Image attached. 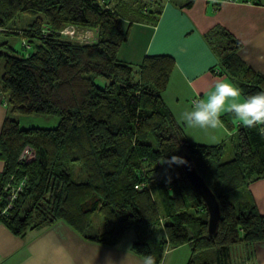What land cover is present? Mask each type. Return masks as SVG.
Returning <instances> with one entry per match:
<instances>
[{
  "label": "trees",
  "instance_id": "obj_1",
  "mask_svg": "<svg viewBox=\"0 0 264 264\" xmlns=\"http://www.w3.org/2000/svg\"><path fill=\"white\" fill-rule=\"evenodd\" d=\"M111 1L0 0V90L7 106L0 131V224L24 235L63 221L88 240L111 246L134 230L132 250L156 263L185 243L192 248L187 264H234L235 246L252 256L264 241V214L249 191L264 178V135L227 114L228 128H238L232 158H223L226 143L190 140L163 98L174 57L119 59L130 35L124 16L138 11ZM70 25L95 36L80 41L63 35ZM207 38L220 55V74L230 76L243 96L264 91V74L239 57L242 44L230 31L218 25ZM97 76L106 83L99 85ZM14 113L57 115L60 121L51 128H21ZM25 145L35 158L19 162ZM186 154L220 202L213 235L205 200L184 164L170 163Z\"/></svg>",
  "mask_w": 264,
  "mask_h": 264
},
{
  "label": "crops",
  "instance_id": "obj_2",
  "mask_svg": "<svg viewBox=\"0 0 264 264\" xmlns=\"http://www.w3.org/2000/svg\"><path fill=\"white\" fill-rule=\"evenodd\" d=\"M188 1L112 0V6L129 4L130 9L138 11L136 17H130L129 9V15H123L126 26L131 25L130 35L118 56L131 63H140L147 55L174 57L175 66L163 94L166 104L190 140L208 145L227 143L238 130H230L223 120L228 113L221 116L222 123L217 128L188 127L182 121V113L191 109L194 99L204 98L218 78L238 86L230 76L220 74V55L207 38L208 32L218 25L241 42L239 57L254 71L264 74V0H191L192 4L187 5ZM140 5H149V9H139ZM25 18L20 17V21L24 23ZM89 33L92 38L95 36L93 30ZM6 115L0 90V131ZM234 122L241 125L236 119ZM3 168L0 159V172ZM249 191L258 211L264 214V178L253 181ZM121 242L111 246L88 240L63 221L24 235H16L0 224V264H143L145 257L132 250L133 242ZM241 247V257L234 264H264V241L256 243L249 257ZM191 256V245L185 243L167 250L156 264H187Z\"/></svg>",
  "mask_w": 264,
  "mask_h": 264
},
{
  "label": "clouds",
  "instance_id": "obj_3",
  "mask_svg": "<svg viewBox=\"0 0 264 264\" xmlns=\"http://www.w3.org/2000/svg\"><path fill=\"white\" fill-rule=\"evenodd\" d=\"M231 114L243 127L258 129L264 135V91L242 98L234 83L218 78L202 99H194L191 109L182 113V121L188 127L217 128L221 116ZM170 163H187L182 157L173 156ZM143 264H156L155 258L146 256Z\"/></svg>",
  "mask_w": 264,
  "mask_h": 264
},
{
  "label": "rangeland",
  "instance_id": "obj_4",
  "mask_svg": "<svg viewBox=\"0 0 264 264\" xmlns=\"http://www.w3.org/2000/svg\"><path fill=\"white\" fill-rule=\"evenodd\" d=\"M90 34V33H89ZM92 38V37H90ZM83 41H87V38L82 39ZM11 42L13 44V47L16 50H20L21 48V40L20 38H17L16 36H14L11 39ZM123 47V46H122ZM132 46L129 44V46L127 47V50H131ZM127 50L125 52H127ZM124 53V52H122ZM122 55V54H121ZM119 59L121 60H126V59H122V57ZM2 65L3 62L1 61L0 63V72L2 70ZM96 82L99 85H104L106 83V79L104 77L101 76H97L96 77ZM243 95V94H242ZM12 117L18 122L19 126L21 128H27V127H41V128H51V127H55L59 124L60 121V117L57 115H49V114H43V113H32V114H23V113H14L12 114ZM227 148L224 154V160H228L230 158L233 157L234 154V145L232 144V140H228L227 141ZM136 239V233L134 230H130L126 233V235L123 238V241L121 243L123 244H129L131 242H133ZM242 251V247L241 246H235L233 248V256H234V260L235 262L239 261L241 255L240 252Z\"/></svg>",
  "mask_w": 264,
  "mask_h": 264
},
{
  "label": "water",
  "instance_id": "obj_5",
  "mask_svg": "<svg viewBox=\"0 0 264 264\" xmlns=\"http://www.w3.org/2000/svg\"><path fill=\"white\" fill-rule=\"evenodd\" d=\"M185 172L192 185L200 192L207 205L209 220L208 231L213 235L217 232L221 218V205L214 191L210 188L204 177L198 172L194 160L189 154L184 156Z\"/></svg>",
  "mask_w": 264,
  "mask_h": 264
},
{
  "label": "built area",
  "instance_id": "obj_6",
  "mask_svg": "<svg viewBox=\"0 0 264 264\" xmlns=\"http://www.w3.org/2000/svg\"><path fill=\"white\" fill-rule=\"evenodd\" d=\"M63 35L70 37L72 39H77L80 41H83L82 39L87 38L91 39L90 34H89V30L86 29H79L76 26L70 25L67 26L66 28H64L61 32ZM35 158V150L29 146V145H25L19 156H18V161L19 162H29L31 160H33ZM21 185H18L17 187L12 189V195H11V199L15 198L16 196V192L18 190H20Z\"/></svg>",
  "mask_w": 264,
  "mask_h": 264
}]
</instances>
